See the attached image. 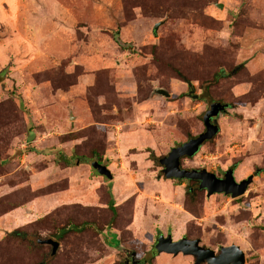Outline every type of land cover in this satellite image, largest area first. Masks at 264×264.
I'll return each instance as SVG.
<instances>
[{"label": "rangeland", "instance_id": "rangeland-1", "mask_svg": "<svg viewBox=\"0 0 264 264\" xmlns=\"http://www.w3.org/2000/svg\"><path fill=\"white\" fill-rule=\"evenodd\" d=\"M216 102L180 166L235 197L160 172ZM157 235L264 264V0H0V264L193 263Z\"/></svg>", "mask_w": 264, "mask_h": 264}, {"label": "water", "instance_id": "water-1", "mask_svg": "<svg viewBox=\"0 0 264 264\" xmlns=\"http://www.w3.org/2000/svg\"><path fill=\"white\" fill-rule=\"evenodd\" d=\"M156 27L157 23H154L152 29L155 30ZM155 92L166 96L168 95L163 89H156ZM192 97L196 98L197 95L193 94ZM224 107L225 104L218 102L210 104L208 110L202 115L204 131L179 145L171 147L166 155L159 158L158 162L162 168L160 172L164 178L197 180V186L204 189L206 195L223 193L228 194L230 197H235L245 191L247 184L251 181V175L235 181L231 169L225 171L222 177H217L214 173L206 170L180 167V158L192 156L205 140L210 139L218 131L217 124L211 122L210 118ZM94 173L101 176L104 180H110L112 177L109 169L104 165L97 166L94 169ZM36 241L37 243L50 245L51 255L55 253L58 247L57 241L51 238H38ZM153 247L156 253L166 252L175 255L180 252L181 254L191 255L194 259L192 264H198L200 262L207 264H243L244 262V253L235 244L220 246L215 253L213 249L198 245L197 239L188 240L181 238L176 241H171L168 236L161 238L157 235Z\"/></svg>", "mask_w": 264, "mask_h": 264}, {"label": "flooded vegetation", "instance_id": "flooded-vegetation-1", "mask_svg": "<svg viewBox=\"0 0 264 264\" xmlns=\"http://www.w3.org/2000/svg\"><path fill=\"white\" fill-rule=\"evenodd\" d=\"M218 103H219V102H218ZM220 104H225V103H220ZM208 108H209V107H208ZM207 110H208V109H207ZM219 111H220V110H219ZM219 111H218V113H219ZM218 113H217V114H218ZM217 114L214 115V116H211V118H210V121L213 122V123H215V124H217L216 121H215V117L217 116ZM180 159H181V158H180ZM180 167L183 168L182 166H180ZM221 177H222V176H221Z\"/></svg>", "mask_w": 264, "mask_h": 264}, {"label": "trees", "instance_id": "trees-1", "mask_svg": "<svg viewBox=\"0 0 264 264\" xmlns=\"http://www.w3.org/2000/svg\"><path fill=\"white\" fill-rule=\"evenodd\" d=\"M115 32H116V31H115ZM217 75H218V74H215V75H214V78H216ZM108 206H109L110 208H112V206H111V202H110V201H109V203H108Z\"/></svg>", "mask_w": 264, "mask_h": 264}]
</instances>
